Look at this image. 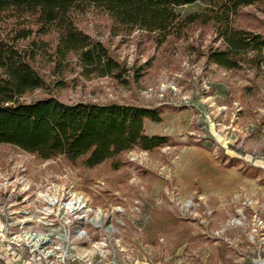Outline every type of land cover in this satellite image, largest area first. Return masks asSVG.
I'll use <instances>...</instances> for the list:
<instances>
[{
    "label": "rangeland",
    "instance_id": "1",
    "mask_svg": "<svg viewBox=\"0 0 264 264\" xmlns=\"http://www.w3.org/2000/svg\"><path fill=\"white\" fill-rule=\"evenodd\" d=\"M76 23L129 70L126 82L86 78L75 59L57 70L37 58L48 91L28 100L159 109L146 133L171 146L94 169L0 146V264H264V71L209 64L220 46L213 26L161 43L115 32L95 9ZM237 24L264 33V7Z\"/></svg>",
    "mask_w": 264,
    "mask_h": 264
},
{
    "label": "trees",
    "instance_id": "2",
    "mask_svg": "<svg viewBox=\"0 0 264 264\" xmlns=\"http://www.w3.org/2000/svg\"><path fill=\"white\" fill-rule=\"evenodd\" d=\"M197 3L206 9L184 16L177 12ZM262 6L264 0H0V25H5L0 30V146L15 147L42 161L81 162L88 169L135 150L171 146L168 137L146 133L147 121H162L159 109L65 103L50 93L28 100L38 91H48L34 65L37 58H49L57 70L75 59L86 78L126 82L129 70L77 26V14L95 9L108 16L115 32L141 31L161 43L181 39L195 26H213L220 46L209 50V64L226 71L247 66L264 71V33L237 24L243 10ZM52 36L54 41L47 40ZM119 164L114 163L116 170Z\"/></svg>",
    "mask_w": 264,
    "mask_h": 264
}]
</instances>
